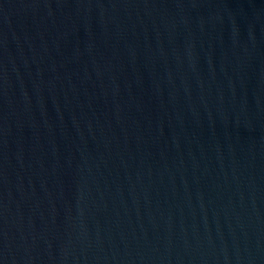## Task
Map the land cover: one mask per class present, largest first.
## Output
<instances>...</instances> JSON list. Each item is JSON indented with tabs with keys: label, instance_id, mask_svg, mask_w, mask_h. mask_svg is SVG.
<instances>
[{
	"label": "water",
	"instance_id": "95a60500",
	"mask_svg": "<svg viewBox=\"0 0 264 264\" xmlns=\"http://www.w3.org/2000/svg\"><path fill=\"white\" fill-rule=\"evenodd\" d=\"M0 264H264V0H0Z\"/></svg>",
	"mask_w": 264,
	"mask_h": 264
}]
</instances>
